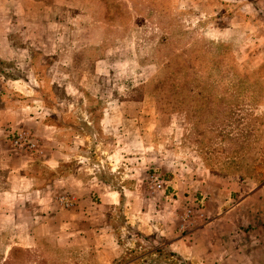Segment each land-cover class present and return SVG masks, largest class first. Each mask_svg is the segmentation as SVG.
I'll return each mask as SVG.
<instances>
[{"label": "crops", "instance_id": "obj_1", "mask_svg": "<svg viewBox=\"0 0 264 264\" xmlns=\"http://www.w3.org/2000/svg\"><path fill=\"white\" fill-rule=\"evenodd\" d=\"M63 1L54 7L34 4L39 8H33L31 39L40 57L38 69L47 59L58 60L48 65V77L51 86L64 92L63 101L46 107L44 82L34 75L31 58L21 61L9 47L10 58L0 56L1 61L16 60L20 73L19 81L0 82L5 104L0 107V178L3 169L17 179L15 188L8 185L0 195L12 199L6 218L30 234L28 246L17 240L7 250H34L51 237L62 264H171L173 257L187 264H264V176L260 184L223 179L207 171L195 155L180 153L181 137L173 142L159 136L152 99L129 97L142 83L121 82L114 68L90 70L106 56L100 51L103 37L96 31L91 35L83 19L81 24L62 22L58 10L71 9ZM177 9L196 15L193 26L207 22L217 42L229 45L240 66L264 83V0H179ZM154 42L150 37L139 40L150 53ZM121 43L107 56L115 57ZM88 47L99 55L89 60L84 56ZM88 98L93 104H87ZM97 102L100 114L94 116L87 109ZM260 113L264 115V107ZM74 115H81L86 125L96 123L98 134L57 125ZM16 130L37 138L41 154L11 150ZM104 165L114 174L124 167L127 185L118 187L115 175L111 183L101 179ZM151 169L168 175L160 195L146 189ZM42 172L54 174L46 179ZM3 181L7 184V176ZM61 196L70 205H62ZM192 206L204 218L195 227L182 218L196 211ZM118 208L124 223L116 229L112 215ZM1 233L17 231L7 226ZM126 236L134 240L129 248L121 238Z\"/></svg>", "mask_w": 264, "mask_h": 264}, {"label": "rangeland", "instance_id": "obj_2", "mask_svg": "<svg viewBox=\"0 0 264 264\" xmlns=\"http://www.w3.org/2000/svg\"><path fill=\"white\" fill-rule=\"evenodd\" d=\"M58 1L60 0H45L43 2H35L33 0H0V56L10 58V56L8 55L10 50L6 49L7 47L11 48L14 54L18 52V57L21 59V61H23V59L30 58V56H34V54L37 53L33 49L31 40L32 33L35 30L36 25V23H34L33 13V8L35 6L34 4L41 3L46 7H54L59 6L57 4ZM66 1H69L68 5L71 7V9H65V7H62L57 12L58 18H60L62 22L66 23L72 19L76 20L75 24H81L82 22L79 23V20L83 19L87 24L86 26L88 28V31L91 32V35H95L97 32V35L104 37L103 34L105 32H108V29L106 30V27L103 32L102 28L104 27V24L102 26L101 8L94 6L92 10H90L88 0ZM120 1L126 5L129 14L128 19L130 21H126V29H121L120 33H118L115 38L105 36L106 41L104 42V45H102L100 48L101 53L106 55L104 60L102 61L103 63H96L94 67H90V70L100 68L101 66H104V68L106 69L114 68L115 72L118 73L117 77L121 80V82H128L130 84L142 83V85H139L133 90L129 97L134 99H140L145 95L149 96L152 99L155 110V116L158 121L157 125L159 127V136H162L163 138L167 139L171 137L173 142H178L179 138L183 134L187 133V125H185L186 122L183 113H177L176 111H174V109H172V107L168 103L169 97L167 99L165 98L167 93L161 94V102L158 103L157 100L154 99L155 90L149 84L151 79L155 77L159 70L158 65L160 64V62L157 61V56L154 52L156 45L158 42H161L162 38L165 37L161 27L156 23H158V21H162L165 27H171V30L168 31L169 33L172 34L174 31L176 32V34L169 35L166 37V39L168 40L166 41V44L168 43L171 48H174L175 50L179 51L180 49H184L187 47H195L194 49L196 50V52L192 54V56L194 57L193 67L197 68V65L201 66L202 68L200 67L201 69H199L201 70V73L207 72L208 70L207 63L205 60H203L206 59V53L208 55H210V53L218 54L220 53L221 49L225 46L229 48V52L232 59H235V56L229 45L217 42L216 37L218 38V36L214 33L211 27H209L207 22L203 21L193 26L192 24L197 22L196 15L187 10L178 11L177 3L179 0ZM35 7L39 8V6ZM147 8L155 10V12L152 13L153 15L149 13L150 11ZM72 29H74V27H72ZM116 30L117 29L115 28H110V32L108 33L116 35ZM123 32L126 33L122 36ZM144 37H150L152 41H155V45L151 53L143 47L144 44L139 43V40ZM119 40L122 43L120 46H117L115 57H112V55L107 56L106 53L110 51L114 44H116V42H118ZM67 51L68 50L65 49L64 53H68ZM84 51H86L84 52V56H86L89 60L99 55L98 53H96V51H92V47H88ZM36 57L40 61V57L37 54ZM137 59L139 63L138 65ZM56 61L58 60H56L55 58H52V60L47 59L46 61L45 65L47 66V70H45L44 74V80L46 85H50L48 77L50 68L48 67V65L55 66ZM229 61L231 62V59H229ZM139 65L142 66L141 69L139 68ZM236 73L240 74L239 71H237ZM19 79L20 73L17 61L0 60V82L19 81ZM54 93L58 95V97L56 98L57 100H64L65 95L63 91H56ZM105 97L107 98V95ZM86 102L87 104L89 103L91 105L94 101L88 98ZM157 106L160 107V109H158ZM156 107L158 109L157 111ZM199 107L200 104L197 105L196 109ZM95 112V114L93 113L94 116H97L98 113L100 114V107L96 108ZM48 123L54 122L53 120H51V122L49 121ZM88 127L91 131L90 134H98V127L96 126V123H93ZM259 129L260 128H258L257 130L259 131ZM16 132L17 130L14 133ZM14 133L11 136H13ZM233 133L234 137H236V140L239 141V143H243L245 141L244 138H241V135L244 136V132L241 127L234 128ZM255 134H257V132H255ZM260 144V151L262 154L256 155L257 161L251 164V168H249L248 170L244 168L246 161H244L240 156H233L230 154H218L217 157H219V159H211L210 161L209 159H205L203 153L197 151V147H187L184 150L181 149L180 153H184V155H195V157H197L201 162H204L206 167L207 165L211 166L213 175H216L223 179H235L229 176L233 175L237 177L235 179L237 181H253L258 184V182L262 181V176H264V142H260ZM10 146L11 150L19 152L14 149L12 145ZM231 165L234 166V170H238V172L232 173L231 169L227 170L226 167ZM104 166V170H101V172L105 173L106 175H109L110 173L113 177L114 175L117 176V181L114 182L116 183V185H118V187L123 184L125 186L127 185L126 182H129V173L124 167L120 168L118 171H115L116 173H119V175H116V173L114 174V172L106 170V165ZM251 172L253 173V175ZM148 173L149 176L148 178L146 177V189L150 192L158 193L160 195L161 191H163L164 181L169 179L168 175H161L158 171L153 169L149 170ZM6 174L7 173H5L2 169L0 178V189H8V185H12V188H15V182L17 181V179L9 178L8 174ZM153 175H157L162 181L163 186L158 191L155 190L150 179V177ZM6 176L9 179L7 184L5 183L6 181H3ZM0 196L3 197V209L0 211V264H49L50 261H54L55 263V260L57 259L55 255V250L53 248L54 240L51 237L41 240L38 247L34 250H29L27 252H9L7 250V247L13 241L17 240L19 241V244L23 246H28V244H30V234L26 232V228H23L19 225L13 226V223L6 218V216H8V213L10 212L9 206L13 204L11 202L12 199H10V195H7L6 193L3 195L1 194ZM192 208L196 210L195 206H192ZM5 211H8L7 214H5ZM113 216L114 226L116 227V229H119V227L123 225L122 224L119 226V220L122 217L124 221V217L122 213L121 215H119L118 213H114ZM182 218L186 220V223L189 227H195L196 223H200V221L203 222L204 220L200 213H198V209L195 212L191 213V215L188 213H184ZM189 218H192V221H189ZM7 226H10V229L12 231H17V233L8 235L2 234L1 232L5 230ZM121 238L125 241V244L128 246L127 248H129L130 243L132 244V242H134V240H132L131 238H127V236ZM169 261L171 262V264H187L186 262H182L175 257L169 258Z\"/></svg>", "mask_w": 264, "mask_h": 264}, {"label": "trees", "instance_id": "obj_3", "mask_svg": "<svg viewBox=\"0 0 264 264\" xmlns=\"http://www.w3.org/2000/svg\"><path fill=\"white\" fill-rule=\"evenodd\" d=\"M33 1L43 2L45 0ZM88 1L90 10L94 6L101 8L102 26L104 24L102 28L103 32L106 27L108 32H110V28L119 30H116V35L105 32L103 34V45L106 41L105 36L115 38L121 29H126V21L129 20L128 9L120 0ZM148 10L150 14L155 12L154 9ZM156 24L161 27L165 37L156 45L154 52L157 56V61L160 62L158 65L159 70L149 84L155 90L154 99L158 103L161 102V94L167 93L165 98L169 97L168 103L172 109L177 113H183L185 125H187V133L183 134L180 138V149L197 147V151L203 153L205 159H209L210 161L211 159H219L217 157L218 154L240 156L246 161L244 168L248 170L251 168V164L257 161L256 155L262 154L260 142H264V115L260 113V108L264 107V83L258 79L255 72L242 68L235 59H232L229 48L225 46L218 54H205L206 59L203 60L206 61L208 70L201 73V70H199L202 68L201 66L197 65V68L193 67L194 57L192 54L196 52L195 47H187L179 51L171 48L168 43L166 44V41H168L166 37L174 35L176 32L169 33L168 31L171 30V27H165L162 21H158ZM125 33L123 32L122 36ZM30 58L32 68H34V75L39 81L44 82V85L41 87V97L46 107L51 108L55 105L54 103L58 97L54 92H62V90L51 85H46L44 74L47 66L45 65L38 69L39 60L36 54L30 56ZM229 59H231V62ZM237 71L240 74L236 73ZM1 95L2 91L0 90V107H3L5 104L1 99ZM196 104H200V107L197 109ZM100 106L101 102H97V106L88 108L87 112L93 114L95 109ZM157 107L156 111L160 109V107L158 109ZM57 125L63 128H72L74 132H78L80 128H85L86 131L91 132L88 127L89 125L84 124L81 116L78 115H74L73 118L64 124L57 123ZM238 127H241L244 132V136L241 135V138L245 140L243 143H239L233 135L234 128ZM258 128H260L259 131L257 130ZM201 163L212 174L211 166L207 165L206 167L203 161ZM226 168L227 170L231 169L232 173L238 172V170H234V166L232 165ZM59 172L60 175H65L66 173L65 170H60ZM41 174L44 178L48 179L54 173L42 172ZM98 176L108 183H111L113 180V176L110 173L106 175L101 172V176ZM229 176L237 178L233 175ZM260 183L262 181L258 182V184ZM120 211L121 208H118L116 213L120 215ZM113 217L112 215V222ZM123 222V218L121 217L119 226ZM14 251L27 252L29 250L12 249L9 252ZM168 256L172 257L170 254L166 255V257ZM49 264L62 263L55 260V263L54 261H50Z\"/></svg>", "mask_w": 264, "mask_h": 264}, {"label": "built area", "instance_id": "obj_4", "mask_svg": "<svg viewBox=\"0 0 264 264\" xmlns=\"http://www.w3.org/2000/svg\"><path fill=\"white\" fill-rule=\"evenodd\" d=\"M10 142L13 148L19 152H23L31 156L41 154L42 145L40 141L27 131H19L14 133L10 139ZM150 179L155 190L158 191L162 188V181L157 175L151 176ZM59 202L65 206L70 205L68 198L63 196L59 198Z\"/></svg>", "mask_w": 264, "mask_h": 264}]
</instances>
